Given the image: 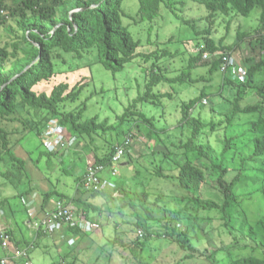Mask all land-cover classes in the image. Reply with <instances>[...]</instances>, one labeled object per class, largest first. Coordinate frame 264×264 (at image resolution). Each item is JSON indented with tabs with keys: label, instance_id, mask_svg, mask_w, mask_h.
I'll return each mask as SVG.
<instances>
[{
	"label": "rangeland",
	"instance_id": "374dc122",
	"mask_svg": "<svg viewBox=\"0 0 264 264\" xmlns=\"http://www.w3.org/2000/svg\"><path fill=\"white\" fill-rule=\"evenodd\" d=\"M173 1L179 3L181 0ZM174 7L181 18L163 6L157 20L135 24L137 4L127 3V14L136 19H128L126 23L131 24L130 31L141 45L137 50L140 55L127 63L122 71L112 73L105 69L96 59L95 51L85 53L81 58L60 52L55 64L56 77L35 89L38 93L49 94L60 83H67L70 88L83 86L79 98L61 104L60 112H77L85 106L83 120L94 117H98L99 122L108 120L113 128L108 134H94L91 142L88 137L73 135L50 115L35 114L27 108L11 117L0 118V129L8 135L15 154L27 163L24 170L19 171L6 161L0 162V210L8 222L19 224L28 241H32V229H28L26 223L31 212L38 211L33 217L41 218L53 209L57 200L56 196L50 197L42 210L43 194L56 190L72 197L87 160L93 162L95 156L101 157L110 150L111 143L116 141L115 131L122 130L133 136L130 155L117 163L118 175L112 177L106 171L103 189L90 195L96 209L77 211L72 225L78 231L67 227L57 228L52 235L41 231L29 245L34 264H228L231 257L251 251L252 242L244 226L264 219V159L255 163L249 161L253 145L246 142L256 134H245L252 126H257L258 133H264V114L254 112L237 116L232 124L227 121L232 118L234 100L240 92L242 108L259 104L264 111V69L255 77V87L245 85L248 69L264 60V31L259 12L254 10L249 17L231 13L207 19V11L197 3L185 1V6L177 4ZM184 20L193 21L195 30ZM208 29L209 35L206 34ZM241 33L244 34L242 45L236 52H231L229 48ZM16 35L20 32L15 20L7 18L0 30V46L15 40ZM206 38L219 47L220 41L224 40L225 52H218L230 54L228 71L223 73L219 68L211 74L218 55L206 53L211 55L210 59L194 65L190 80L173 81L187 69L190 58L204 47ZM146 55H150L149 59ZM156 61L158 73L169 81L161 82L153 89V93L160 96L159 102H138L133 111L135 114L142 112L153 120L154 130L148 136L147 128L138 116L129 115L123 122L120 118L127 107L144 94L150 69ZM202 91L210 95L208 104L194 110L193 116H200L217 127L214 131L205 129L200 141L211 144L219 155L226 140L235 138L227 155L230 169L227 182H231L243 164L249 168L237 184V204L228 210L227 218L216 210L195 209L189 202L190 194L178 185L176 163L186 161L178 147L190 136L188 128L179 126L181 107ZM48 125H60L59 136L49 145L41 143L34 131L36 127ZM65 148L69 149L70 157L61 162ZM42 152L49 153L50 162L46 157L41 159ZM160 168L163 173L156 176L155 171ZM214 177H207L198 195L221 205V189L213 182ZM124 191L130 194L143 192L148 194V199L144 203L134 198V208L127 207ZM81 220H84L83 225H80ZM146 232L151 234H147L149 248L146 245L142 248ZM185 232L195 252L182 249L178 240ZM44 242L48 247H43Z\"/></svg>",
	"mask_w": 264,
	"mask_h": 264
},
{
	"label": "trees",
	"instance_id": "16d2710c",
	"mask_svg": "<svg viewBox=\"0 0 264 264\" xmlns=\"http://www.w3.org/2000/svg\"><path fill=\"white\" fill-rule=\"evenodd\" d=\"M185 1L203 6L208 13L207 19L218 15L228 16L231 13L249 17L254 10H257L264 31V0H181L179 3L173 0H10L7 3H0V11H4V14L0 12V30L5 20L12 18L15 20L17 31L20 32V35H16L15 40L0 46V118L11 117L20 109L27 108L34 111L35 114L50 115L52 120H57L73 135L88 137L91 142L94 141L92 137L94 134H108L113 129L112 126H109L108 120L99 122L98 117L83 120L85 106H82L77 112H60L61 104L68 101L74 102L79 98L83 86L75 85L70 88L67 83H60L54 86L49 94L38 93L35 89L43 82H49L56 77L55 64L60 52L81 58L83 54L95 51L96 59L105 69L112 73L122 71L127 63L140 55L137 50L141 45L140 41L134 39L130 31L131 24L126 23V20L138 18L135 20V24L145 21L152 23L160 17L163 6L175 17L181 18L174 6L177 4L185 6ZM10 2L11 4H8ZM128 2L137 4L136 18L127 14ZM184 23L195 30L196 26L193 21L184 20ZM10 32L13 33V30ZM206 34H210L209 29L206 30ZM243 40L244 34H238L233 46L229 48L231 52H236ZM223 41H220L221 47H219L213 40L206 38L204 47L197 55L190 58L187 69L173 81L183 83L190 80L191 69L196 63L203 60L206 53L215 56L223 54L226 49V46H222ZM220 50L224 52H218ZM164 55L167 53L164 52ZM145 57L149 59L150 55ZM221 63V59L214 61L210 73L213 74L219 68L221 70ZM157 65L156 61L150 69L149 81L145 86L144 94L139 95L120 118L123 122L129 115L138 116L147 128L148 136L154 130L153 120L148 119L142 112L135 114L133 111H136L138 102H159L160 96L154 94L153 89L159 83L169 81V79L158 73L160 70L156 68ZM262 69H264V60L248 69L245 84L247 87H255L254 79ZM209 98L210 95L202 91L198 97L181 107L179 126H183L184 129L188 128L190 136L183 146L178 147L179 152L186 156L184 163H176L178 185L190 194L189 202L195 209L216 210L227 218L228 210L237 204L238 198L235 193L237 184L249 168L243 164L231 182H227L226 176L230 170L227 166V155L235 138L226 140L219 155L211 144L200 141V136L205 129L209 128L214 131L217 127L213 123L203 121L200 116H193L194 110L207 106ZM241 99L242 93L240 92L234 100L232 118L227 123L232 124L233 118L245 114L254 112L264 114L259 104L242 108ZM204 100L207 101V104H203ZM46 127L34 128L41 143H43L41 136ZM115 132L116 141L111 143L110 150L101 157L95 156L94 163L111 165V158L115 153L116 146H119L123 138L130 134L122 130ZM252 132L256 135L246 143L253 145V153L249 161L255 163L256 160L264 159V133H258L257 126H252L245 135ZM13 147L8 135L0 129V162L6 161L13 169L24 170L27 163L15 154ZM127 155H130V152ZM41 156V159L46 157L47 162H50L48 152H42ZM69 157L70 151L68 154L63 152L61 162L66 161ZM198 162L201 163L200 166L197 165ZM162 173L161 168L155 171L156 176H160ZM2 175L3 177L7 176L6 174ZM83 175L84 173L77 179L78 190L83 188L81 185ZM208 176H215L212 180L221 189V205L204 200L198 195ZM28 178L30 177L28 176ZM89 193L94 196L99 192ZM122 194L128 198V203L125 206L132 208H134V198L144 203L148 199V194L143 192L130 194V192L124 191ZM52 196L73 205L77 211L86 212L96 209L94 203L81 199L75 200L63 192L54 190L43 194L42 210ZM244 227L246 235L252 242L251 251L246 252L247 254L240 252L239 255L231 257L228 264H264V219L260 218L256 223L246 224ZM68 230L78 231L74 225H69ZM147 234L151 235L149 232L145 233L146 239L141 242L142 248L144 245L149 248ZM10 235L12 237L11 233ZM183 236L178 240L182 249L189 248L195 252L190 245L188 233L185 232ZM12 242L18 249H29V244L19 245L13 240V237ZM237 250L244 251L239 248ZM6 255L2 251L0 258H4Z\"/></svg>",
	"mask_w": 264,
	"mask_h": 264
},
{
	"label": "built area",
	"instance_id": "2783aa9c",
	"mask_svg": "<svg viewBox=\"0 0 264 264\" xmlns=\"http://www.w3.org/2000/svg\"><path fill=\"white\" fill-rule=\"evenodd\" d=\"M10 0H0V3H7ZM4 14V11H0ZM215 56V55H214ZM211 55L205 54L203 59L208 61ZM217 59H221V71L227 72L230 67V55L220 54ZM203 104H207L204 100ZM60 134L59 125H48L42 133L41 140L43 143L52 144ZM133 146V136L131 134L125 136L122 143L116 146L115 153L111 158V165L96 164L87 160L85 164V172L81 180L83 189L91 193L100 192L103 189V175L106 171H109L112 177L118 175L117 163L121 161L125 155L131 153ZM67 154L69 149H63ZM77 209L64 201L56 200L53 209L47 211L41 218L35 222L31 228L36 234L43 233L52 235L59 227H67L72 225L76 221ZM84 220H81L80 225H83ZM139 235L142 236V232L139 231ZM0 246L6 257L0 258V264H34L31 260L29 249H18L12 242L10 233L0 226Z\"/></svg>",
	"mask_w": 264,
	"mask_h": 264
},
{
	"label": "crops",
	"instance_id": "0c3cea01",
	"mask_svg": "<svg viewBox=\"0 0 264 264\" xmlns=\"http://www.w3.org/2000/svg\"><path fill=\"white\" fill-rule=\"evenodd\" d=\"M90 195L91 194L83 188L78 190V186H77V190L71 198H73L75 200L81 199L82 201H87V202L92 203L91 200H88ZM1 213H0V226H2L4 229H6L8 232H10L12 234L13 240L16 243H18L19 245H24V244L31 245L33 243V241L35 239H37L38 234H36V232L31 228V226L35 222H37V220L39 219L38 215L35 218L33 217V215H36V213H39L38 211H32L28 217V221L26 222L28 229H32V231L30 230V237L32 238L31 239L32 241H28V240L24 239L23 232H21L20 227L18 226L19 224H17L16 222L13 223L12 220H11L12 222H8V219L4 215L3 211H1ZM2 215H4V217ZM44 243L45 244L43 245V247H48V245H46L47 242H44ZM41 248H42V246H41ZM0 255H2L1 251H0ZM41 256H42L41 253H39L38 257L40 258ZM33 258H35V257H33ZM39 258H35V259L38 261H41Z\"/></svg>",
	"mask_w": 264,
	"mask_h": 264
}]
</instances>
